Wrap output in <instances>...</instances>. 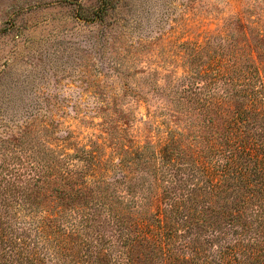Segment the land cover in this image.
<instances>
[{"label": "trees", "instance_id": "1", "mask_svg": "<svg viewBox=\"0 0 264 264\" xmlns=\"http://www.w3.org/2000/svg\"><path fill=\"white\" fill-rule=\"evenodd\" d=\"M234 22L189 47L181 128L123 153L130 182L26 126L1 141L0 264H264V36Z\"/></svg>", "mask_w": 264, "mask_h": 264}, {"label": "rangeland", "instance_id": "2", "mask_svg": "<svg viewBox=\"0 0 264 264\" xmlns=\"http://www.w3.org/2000/svg\"><path fill=\"white\" fill-rule=\"evenodd\" d=\"M231 20L264 36V0H0V143L26 126L28 146L92 150L96 174L130 182L121 156L181 128L189 47Z\"/></svg>", "mask_w": 264, "mask_h": 264}]
</instances>
